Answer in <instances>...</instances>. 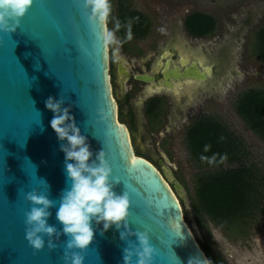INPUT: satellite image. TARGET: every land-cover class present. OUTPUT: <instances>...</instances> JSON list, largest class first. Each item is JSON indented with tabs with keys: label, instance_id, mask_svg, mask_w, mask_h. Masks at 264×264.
Listing matches in <instances>:
<instances>
[{
	"label": "water",
	"instance_id": "1",
	"mask_svg": "<svg viewBox=\"0 0 264 264\" xmlns=\"http://www.w3.org/2000/svg\"><path fill=\"white\" fill-rule=\"evenodd\" d=\"M90 16L84 0H34L16 32L0 31V264H65L68 237H53L58 247L51 252L47 236L41 251L25 238V213L33 206L26 194L48 193L43 180L49 198L57 201L49 209L48 223L62 230L56 212L68 187L61 151L67 141H60L51 127L54 113L45 106L49 97L64 99L63 107L70 108L87 137L93 159L102 149L107 153L113 179H121L114 191L130 194L132 231H148L158 249L153 264H210L197 226L187 223L180 200L183 185L176 181L171 186L152 163L138 156L128 128L119 121L109 43L101 38L108 24L93 23ZM201 68L205 71L174 73L173 78L202 84L212 68L202 63ZM136 79L149 81L145 76ZM93 228L94 240L83 253L85 264H123V229L113 225L104 231L103 223L95 222ZM129 239L137 242L135 236Z\"/></svg>",
	"mask_w": 264,
	"mask_h": 264
},
{
	"label": "rangeland",
	"instance_id": "2",
	"mask_svg": "<svg viewBox=\"0 0 264 264\" xmlns=\"http://www.w3.org/2000/svg\"><path fill=\"white\" fill-rule=\"evenodd\" d=\"M132 7L147 14L153 22L152 33L142 46H150L155 39L162 38L166 32L177 30L180 37L194 50L204 55L215 66L217 74L203 86V92L192 95L185 102L178 103L179 116L187 121L168 127V133L155 141L144 140L141 149L150 156L158 157L159 145L172 153L169 179L180 182L184 179L181 192L182 205L187 212V223L197 226L202 243L205 237L212 243L215 253L227 263V251L248 257L253 249L264 248V216L252 223L250 235L246 239H229L225 233L208 219L202 226L192 211L190 198L194 195V176L198 172L185 148V131L191 120L202 115H212L244 140L248 149L247 164L256 165L264 174V141L249 131L237 116L234 104L237 96L248 88H264V64L250 56L249 45L253 33L264 25V0H131ZM209 13L218 19V29L214 36L194 40L181 31L185 17L194 12ZM115 33V38L119 34ZM215 38V39H214ZM114 43L115 47L119 46ZM123 58L135 62L132 56L122 54ZM182 118V117H181ZM164 140V141H163ZM163 141V142H162ZM162 152V151H161Z\"/></svg>",
	"mask_w": 264,
	"mask_h": 264
},
{
	"label": "clouds",
	"instance_id": "3",
	"mask_svg": "<svg viewBox=\"0 0 264 264\" xmlns=\"http://www.w3.org/2000/svg\"><path fill=\"white\" fill-rule=\"evenodd\" d=\"M33 4L34 0H0V31L8 34L16 32ZM84 7L90 9V21L93 23L106 25L112 17L111 0H84ZM138 19L139 17L136 18ZM132 23L129 19L124 25L128 39L132 38ZM121 27L120 20L115 19V30ZM101 38L108 43H118L112 30L106 29ZM63 104V98L57 100L49 97L45 101L46 108L54 113L50 122L52 129L60 141H67L66 144H61V151L65 153L68 187L61 193L56 212V219L62 225V230L48 223L52 215L49 209L55 207L57 201L49 198V186L43 180L48 193L33 190L26 194V199L33 205L25 213L26 240L34 250L41 251L46 246L44 237L47 236V247L51 252L58 247L55 240H59L62 235L66 236L68 239L62 256L65 264H85L86 257L83 253L95 237L93 222L97 225L103 223L104 231L115 225L118 230L123 229L120 231V238L127 242V247L123 250V264H153L158 249L152 244L149 232L132 231L130 227L132 201L129 192L125 190L122 194H117L114 191L121 179L118 176L113 179L114 168L107 153L102 149L93 159L94 153L87 137L81 134L75 117L70 114V108L63 107ZM100 115L107 119L103 109ZM220 139L223 140L224 137ZM211 148V144H205L203 152H210ZM218 155L209 157L201 154L200 160L213 165L217 162ZM227 159L225 153L219 157V162L223 163ZM131 236H135L138 243L129 239ZM134 257L137 258L135 261Z\"/></svg>",
	"mask_w": 264,
	"mask_h": 264
},
{
	"label": "trees",
	"instance_id": "4",
	"mask_svg": "<svg viewBox=\"0 0 264 264\" xmlns=\"http://www.w3.org/2000/svg\"><path fill=\"white\" fill-rule=\"evenodd\" d=\"M112 17L107 22L109 30H115V19L122 27L115 30L126 44L127 21L131 19L132 38L145 39L153 28L150 17L132 7L131 0H111ZM139 17L138 20L136 18ZM218 19L205 12L194 11L184 20V28L193 37L205 38L218 29ZM249 53L264 64V25L253 33ZM163 100L151 99L146 104V115L153 125L159 124ZM237 116L246 128L264 141V88H248L241 92L234 104ZM157 125V124H156ZM224 137L223 140L220 138ZM185 148L196 165L194 176V195L190 198L192 211L201 227L204 219L219 227L229 239H246L251 232L252 223L264 216V174L254 164H247L248 149L244 140L230 127L212 115L194 118L185 131ZM205 144H211L210 152L204 153ZM227 154L223 163L219 157ZM201 154L217 156L213 165L202 162ZM185 185L184 179L180 180ZM181 203H182V199ZM201 248L210 264H226L219 257L212 243L205 237Z\"/></svg>",
	"mask_w": 264,
	"mask_h": 264
},
{
	"label": "flooded vegetation",
	"instance_id": "5",
	"mask_svg": "<svg viewBox=\"0 0 264 264\" xmlns=\"http://www.w3.org/2000/svg\"><path fill=\"white\" fill-rule=\"evenodd\" d=\"M181 31L194 40L206 39L216 33L205 38L193 37L186 32L184 21ZM180 35L175 28L171 29L165 36L156 38L146 47L142 44L150 35L145 39L127 38L126 44L123 39L116 37L120 42L117 47L114 43H109L111 86L118 106L119 121L128 128L135 153L152 163L171 186L174 182L166 173V170L170 173L172 167L171 151L159 145L158 157L154 158L141 149L142 142L147 138L155 141L168 133V127L174 128L175 123L187 121L185 117L179 116L178 103L185 102L192 95L200 94V91L203 92V86L208 85L211 78L217 74L215 66L209 63L204 55L192 49ZM123 53L132 56L135 65L123 58ZM201 63L212 68L211 76L207 77L206 82L199 84L194 80L173 78L174 73L183 74L185 71L196 69L204 72ZM136 76H145L149 81L138 80ZM154 98L163 100V111L158 116L160 123L156 122L157 125H153L146 115V104ZM252 252V255L245 258L242 254L238 259L237 254L228 250L226 264H264V248L253 249Z\"/></svg>",
	"mask_w": 264,
	"mask_h": 264
}]
</instances>
